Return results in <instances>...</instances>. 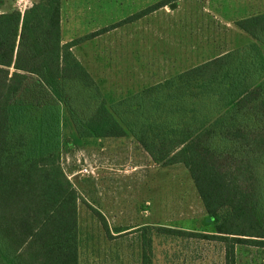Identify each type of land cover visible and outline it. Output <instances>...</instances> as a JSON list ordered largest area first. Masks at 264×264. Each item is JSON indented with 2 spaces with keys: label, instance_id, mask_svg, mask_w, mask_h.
Segmentation results:
<instances>
[{
  "label": "trees",
  "instance_id": "obj_1",
  "mask_svg": "<svg viewBox=\"0 0 264 264\" xmlns=\"http://www.w3.org/2000/svg\"><path fill=\"white\" fill-rule=\"evenodd\" d=\"M236 25L252 38L247 46L108 106L71 50L102 30L62 43L61 0H36L23 12L0 11V264H78L80 197L62 166L61 147L129 132L154 162L182 163L189 170L214 225L213 232L159 226L161 234L220 241L225 264H235L236 244L264 248V190L258 175L264 157V101L259 100L264 11ZM29 82L51 97L38 103L35 116ZM80 93L82 104H89L85 111L76 106ZM203 96L214 102L209 112L197 107ZM60 102L76 128L65 139L61 130L67 116ZM219 139L230 144H218ZM144 264H152L147 253Z\"/></svg>",
  "mask_w": 264,
  "mask_h": 264
},
{
  "label": "rangeland",
  "instance_id": "obj_2",
  "mask_svg": "<svg viewBox=\"0 0 264 264\" xmlns=\"http://www.w3.org/2000/svg\"><path fill=\"white\" fill-rule=\"evenodd\" d=\"M156 1L146 0V7ZM175 2L173 8L169 2L129 29L116 30L105 39L108 47L99 56V66L92 68L100 78L97 83L108 106L251 43L252 38L236 25L239 17L247 14L240 10L243 0ZM29 6L31 3L25 4V0H0V11H24ZM120 20L124 19L107 18L104 22L117 24ZM66 22L64 18V38L69 36ZM29 83L27 97L35 103L31 108L35 116L40 113L38 103L48 102L51 97ZM81 93L76 106L85 111L89 104H82ZM259 100L264 101V88ZM197 101L198 109L208 112L214 104L208 96ZM60 104L67 116L61 130L65 139L76 133V128L67 106ZM218 144L230 143L223 144L219 139ZM60 151L62 166L80 197L78 264H144L146 253L152 264H225L224 244L220 241L160 233L159 226L214 231L191 174L182 163L154 162L130 132L125 136L90 137L68 148L64 144ZM258 169L264 190V157ZM235 264H264V248L236 244Z\"/></svg>",
  "mask_w": 264,
  "mask_h": 264
},
{
  "label": "crops",
  "instance_id": "obj_3",
  "mask_svg": "<svg viewBox=\"0 0 264 264\" xmlns=\"http://www.w3.org/2000/svg\"><path fill=\"white\" fill-rule=\"evenodd\" d=\"M35 1L36 0H34V2ZM175 1L177 0H173L171 1V3H175L176 5ZM243 1V6L240 10L247 14L245 16L243 15L239 17V19L256 15L264 11V0ZM161 2L162 0L156 1V3L154 2L152 4H148L147 7L161 4ZM171 3H169V5ZM164 6H160L152 12L140 16L135 20L125 22L118 26H114L115 21L107 23L104 22V19H127L146 9V0H61V32L63 29L64 18H67L66 26L69 33L68 38H64L61 33L62 43H66L75 38H79L87 34L102 30V32H100L96 36L79 42L71 48L75 56L81 61V63L86 67V69L90 72L92 77L97 82L100 78L96 76L92 66H99V56L103 54L102 51L106 50V48L108 47L105 39L108 38L109 35L114 34L116 30L125 28L129 29L131 24H134L140 19L153 14L161 8H164ZM116 23H119V21ZM112 44L113 43H110V46H112ZM100 73L102 72L100 71Z\"/></svg>",
  "mask_w": 264,
  "mask_h": 264
},
{
  "label": "built area",
  "instance_id": "obj_4",
  "mask_svg": "<svg viewBox=\"0 0 264 264\" xmlns=\"http://www.w3.org/2000/svg\"><path fill=\"white\" fill-rule=\"evenodd\" d=\"M27 3H29V4L31 3V5H32L31 0H25V4H27ZM20 10H21V12L23 11V9H21V8H20Z\"/></svg>",
  "mask_w": 264,
  "mask_h": 264
},
{
  "label": "water",
  "instance_id": "obj_5",
  "mask_svg": "<svg viewBox=\"0 0 264 264\" xmlns=\"http://www.w3.org/2000/svg\"><path fill=\"white\" fill-rule=\"evenodd\" d=\"M170 5H171V7H173V6H175V3H171Z\"/></svg>",
  "mask_w": 264,
  "mask_h": 264
}]
</instances>
